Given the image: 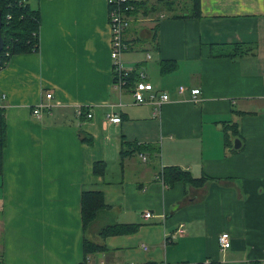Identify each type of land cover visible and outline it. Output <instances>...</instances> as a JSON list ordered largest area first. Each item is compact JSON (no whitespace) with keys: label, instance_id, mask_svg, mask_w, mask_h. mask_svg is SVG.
<instances>
[{"label":"crops","instance_id":"obj_1","mask_svg":"<svg viewBox=\"0 0 264 264\" xmlns=\"http://www.w3.org/2000/svg\"><path fill=\"white\" fill-rule=\"evenodd\" d=\"M199 7L197 17L138 15L124 34L131 48L122 62L140 66L170 96L154 117L113 87L107 0H34L39 52L13 56L0 70L2 264L81 263L82 190L102 192L110 208L101 224L139 226L97 239L106 251L87 264H264V0H200ZM236 45L251 50L232 58ZM161 61L175 68L161 75ZM190 89H199L198 104ZM43 91L52 93V108L37 118L31 110ZM76 106L92 118H77ZM109 114L120 122H106ZM122 142L158 152L120 160ZM96 162L105 163L101 176L92 172ZM165 167L209 180L167 188L158 178ZM222 233L230 237L225 250Z\"/></svg>","mask_w":264,"mask_h":264},{"label":"trees","instance_id":"obj_2","mask_svg":"<svg viewBox=\"0 0 264 264\" xmlns=\"http://www.w3.org/2000/svg\"><path fill=\"white\" fill-rule=\"evenodd\" d=\"M191 12L188 16L197 17L200 12V0H190ZM146 2L134 4V16L152 15L159 12L157 7H149ZM174 18H186L182 15L173 16ZM0 18H1V37L3 39V49L0 53V70L4 69L10 59L16 55H24L39 52V30L41 24L40 11L38 8H31L28 0H0ZM250 49L241 45H236L234 53L230 57L235 58L248 54ZM238 51V52H237ZM175 68L172 61L160 62V74L170 73ZM131 84L135 81V75L130 77ZM4 110H0V173L2 153L6 146V122ZM84 110V108H83ZM85 111V110H84ZM79 119H84L80 117ZM82 143L92 145V138L88 135L78 134ZM239 137V134H238ZM227 140V137L225 138ZM228 142V141H227ZM143 149L150 150L156 154L158 149L150 146H140L130 142H122L120 150V160L136 152H144ZM235 150V149H233ZM105 163L96 162L92 166L94 175L101 176L105 172ZM158 178L169 188L175 183L201 187L207 180V177L198 179L193 178L188 171L181 170L178 167H165L158 173ZM110 208L104 200L100 191L82 190L80 195V216L82 228L84 231L83 240V260L79 264H87L89 255L99 252H105L104 246L98 243L97 239H104L111 236L131 235L136 233L137 224H101L99 219L107 209ZM2 264V261H0Z\"/></svg>","mask_w":264,"mask_h":264},{"label":"built area","instance_id":"obj_3","mask_svg":"<svg viewBox=\"0 0 264 264\" xmlns=\"http://www.w3.org/2000/svg\"><path fill=\"white\" fill-rule=\"evenodd\" d=\"M142 0H107L108 8V27L110 29V59L112 63V83L113 87L118 90L119 93L127 91L133 98V102L136 105H147L152 108L154 117H157L160 113L161 106L170 100V96L165 91L156 90L148 80L146 72L138 65H126L122 62V55L128 51L131 46L124 39V34L129 26L138 18L134 16V4L139 3ZM149 57V56H147ZM135 75V81L131 84L130 77ZM187 91V88L179 86L177 89L178 94L183 95ZM199 89H190L192 95L191 101L194 104H198L200 99L197 97ZM52 99V93L50 91H43L40 96L38 104L32 108L31 113L33 116L39 118L42 112H49L52 105L48 103V100ZM6 96L0 94V110L5 108ZM82 106L75 107V115L77 117L84 116L86 119H90L92 114L89 108ZM106 122L118 124L120 118L114 114L106 116ZM142 161H146L144 155L140 156ZM150 214H144V218H149ZM183 229L179 227L175 234H182ZM218 245L224 250L229 247V235L222 233L218 237ZM145 248V247H144Z\"/></svg>","mask_w":264,"mask_h":264},{"label":"rangeland","instance_id":"obj_4","mask_svg":"<svg viewBox=\"0 0 264 264\" xmlns=\"http://www.w3.org/2000/svg\"><path fill=\"white\" fill-rule=\"evenodd\" d=\"M188 1L190 2V0H164V1L158 0V1H155L154 3H152V4H149L148 6L149 7H157L159 9L158 10L159 12H157V14L161 12V13L166 14L167 16H172V15H176V14L182 15L184 13L188 14V13L191 12V11H189V9L188 10L185 9L186 7H188V3H187ZM167 4L168 5H174L173 8H171L172 9L171 13H170V10H168L167 7H166ZM149 7H148V9H149ZM31 8H34V0H31ZM160 9H162V10H160ZM147 16H150V15H147ZM151 82H154V81L151 80ZM189 93H190V90H189ZM190 96L192 97L191 93H190ZM190 100H191V98H190Z\"/></svg>","mask_w":264,"mask_h":264},{"label":"water","instance_id":"obj_5","mask_svg":"<svg viewBox=\"0 0 264 264\" xmlns=\"http://www.w3.org/2000/svg\"><path fill=\"white\" fill-rule=\"evenodd\" d=\"M2 49H3V39L1 37V18H0V53ZM233 143H234L233 149L237 150L240 148V141L238 139H235Z\"/></svg>","mask_w":264,"mask_h":264},{"label":"bare ground","instance_id":"obj_6","mask_svg":"<svg viewBox=\"0 0 264 264\" xmlns=\"http://www.w3.org/2000/svg\"><path fill=\"white\" fill-rule=\"evenodd\" d=\"M152 86H153V85H152ZM153 88H154V87H153ZM40 116H41V115H40ZM75 116H76V115H75ZM76 117H77V116H76ZM81 117L85 118L84 116H81ZM77 118H80V117H77ZM91 118H92V117H91ZM91 118H90V119H91ZM146 213H148V212H146ZM146 213H144V214H146ZM144 214L142 215L143 217H144ZM148 214H150V217H149V218H151V217H152V214H151V213H148ZM226 234H227V233H226ZM229 240H230V237H229ZM229 244H230V242H229ZM229 247H230V245H229ZM229 247H228V248H229ZM219 248H220V247H219ZM228 248H227V249H228ZM220 249H221V248H220ZM221 250H222V249H221ZM224 250H225V249H224Z\"/></svg>","mask_w":264,"mask_h":264}]
</instances>
